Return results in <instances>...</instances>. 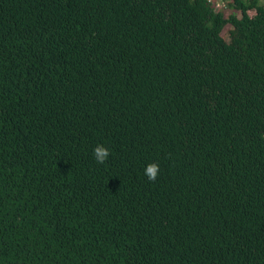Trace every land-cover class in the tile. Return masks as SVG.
I'll use <instances>...</instances> for the list:
<instances>
[{
    "label": "trees",
    "instance_id": "trees-1",
    "mask_svg": "<svg viewBox=\"0 0 264 264\" xmlns=\"http://www.w3.org/2000/svg\"><path fill=\"white\" fill-rule=\"evenodd\" d=\"M220 2L0 0V264H264V0Z\"/></svg>",
    "mask_w": 264,
    "mask_h": 264
},
{
    "label": "clouds",
    "instance_id": "clouds-1",
    "mask_svg": "<svg viewBox=\"0 0 264 264\" xmlns=\"http://www.w3.org/2000/svg\"><path fill=\"white\" fill-rule=\"evenodd\" d=\"M93 155H94L95 160L98 163L103 164L105 162V160L108 158V156L110 155V152L103 145H97L93 149ZM144 173L149 178V180L154 181L158 176L159 166L156 163H149L145 167Z\"/></svg>",
    "mask_w": 264,
    "mask_h": 264
},
{
    "label": "built area",
    "instance_id": "built-area-1",
    "mask_svg": "<svg viewBox=\"0 0 264 264\" xmlns=\"http://www.w3.org/2000/svg\"><path fill=\"white\" fill-rule=\"evenodd\" d=\"M209 1L215 2L216 6H220L221 4L220 0H209Z\"/></svg>",
    "mask_w": 264,
    "mask_h": 264
},
{
    "label": "rangeland",
    "instance_id": "rangeland-1",
    "mask_svg": "<svg viewBox=\"0 0 264 264\" xmlns=\"http://www.w3.org/2000/svg\"><path fill=\"white\" fill-rule=\"evenodd\" d=\"M215 7H219V6H215ZM254 13V11H250V14H253Z\"/></svg>",
    "mask_w": 264,
    "mask_h": 264
}]
</instances>
